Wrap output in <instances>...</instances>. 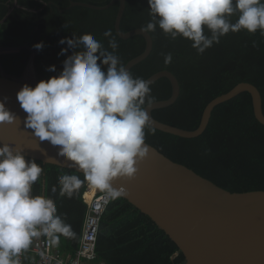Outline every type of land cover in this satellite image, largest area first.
<instances>
[{
  "label": "trees",
  "instance_id": "obj_1",
  "mask_svg": "<svg viewBox=\"0 0 264 264\" xmlns=\"http://www.w3.org/2000/svg\"><path fill=\"white\" fill-rule=\"evenodd\" d=\"M16 1L17 7L11 10ZM73 1L103 6L111 0ZM119 6L116 2L106 9H94L71 6V0H0V47L36 49L34 45L43 42L44 47L36 49L39 82L58 75L63 70V61L72 54L73 49L69 48L67 53L59 55L68 47L66 42L59 43L62 38H71L73 33L76 36L91 33L108 47L110 37L105 33L111 31L119 43L114 54L126 65L145 51L146 39L143 35L127 39L118 35L115 22ZM149 7L148 0H127L121 29L144 27L152 19ZM231 19L235 22L236 16ZM151 35L153 50L131 68L132 75L146 80L167 69L177 76L181 86L175 103L152 111L157 120L194 130L199 127L207 104L240 82H252L259 87L264 109V34L260 31L229 32L202 54L192 47L190 40L182 36L171 39L159 26ZM109 51L112 50L109 48ZM168 53L172 54V62L165 64ZM0 58V63L11 74L16 73L23 62L21 51L3 52ZM52 65L56 70L48 71ZM150 87L154 101L172 95V83L167 77L159 78ZM146 142L230 191L264 189V124L256 118L253 98L248 91L218 104L201 135L185 138L155 128L154 133L147 134ZM35 160L44 171L33 186V194L43 195V179H46V195L55 201L58 214L66 217V223L75 233L71 238L60 235L56 243L73 254L81 239L87 209L83 194L88 181L82 172ZM64 174L78 175L84 181L71 198L59 194L58 179ZM97 252L98 260L107 264H186L183 253L170 236L124 197L112 199L106 210Z\"/></svg>",
  "mask_w": 264,
  "mask_h": 264
},
{
  "label": "clouds",
  "instance_id": "obj_2",
  "mask_svg": "<svg viewBox=\"0 0 264 264\" xmlns=\"http://www.w3.org/2000/svg\"><path fill=\"white\" fill-rule=\"evenodd\" d=\"M148 4L152 19L144 32L159 26L171 39L190 40L201 54L229 32L243 29L264 34V0H148ZM105 36L110 37L108 47L91 33L62 38L59 43L66 42L68 47L59 55L73 49L63 61V70L35 87L25 84L17 99L27 113L25 127L33 136L59 146L58 155L82 170L90 185L118 199L127 189L115 187L113 181L134 179L139 163L149 156L146 136L155 128L147 109L155 98L150 81L134 77L114 54L119 43L111 31ZM34 47L40 50L44 44ZM171 62L168 53L165 64ZM55 70V65L48 68ZM17 120L0 100V123ZM43 171L23 150L7 143L0 146V264H20L19 255L42 234L53 242L60 235H75L51 197L33 194ZM58 183L60 196L71 198L84 181L64 174Z\"/></svg>",
  "mask_w": 264,
  "mask_h": 264
},
{
  "label": "water",
  "instance_id": "obj_3",
  "mask_svg": "<svg viewBox=\"0 0 264 264\" xmlns=\"http://www.w3.org/2000/svg\"><path fill=\"white\" fill-rule=\"evenodd\" d=\"M126 1L111 0L106 5L98 6L71 0V6L106 9L116 2L120 3L115 22L118 35L124 39L143 35L146 39L145 51L125 65L130 71L151 53L154 40L151 33L142 30L143 27L129 31L121 29ZM17 5L16 1L11 10ZM21 48L31 49L29 46L0 47V56L2 52L20 51ZM33 51L31 61L37 77L35 59L38 50ZM0 67L2 70V63ZM161 77L170 79L173 91L170 98L154 101L147 109L154 128L158 130L185 138L197 137L206 130L218 104L244 91L251 93L256 118L264 124L263 96L259 87L252 82H240L229 92L211 100L203 111L199 127L194 130L159 121L152 111L175 103L181 92L177 76L167 69L146 80L152 84ZM37 83L38 78L34 84L1 72L0 100L17 115L18 120L0 123V146L7 143L14 149L23 150L26 157L83 173L72 162L58 155L59 146L39 141L32 135V130L25 127L27 113L21 108L17 93L25 84L35 87ZM146 143L150 146V153L139 163L136 177L130 180L117 178L113 185L126 187L127 194L122 197L150 216L170 236L183 253L186 264H264V189L230 191ZM43 195H46V179H43Z\"/></svg>",
  "mask_w": 264,
  "mask_h": 264
},
{
  "label": "built area",
  "instance_id": "obj_4",
  "mask_svg": "<svg viewBox=\"0 0 264 264\" xmlns=\"http://www.w3.org/2000/svg\"><path fill=\"white\" fill-rule=\"evenodd\" d=\"M90 192L91 197L88 196ZM83 197L87 203V213L76 252H63L51 238L42 234L34 238L31 246L19 255L20 264H106L98 260L97 244L102 220L112 198L89 182Z\"/></svg>",
  "mask_w": 264,
  "mask_h": 264
},
{
  "label": "rangeland",
  "instance_id": "obj_5",
  "mask_svg": "<svg viewBox=\"0 0 264 264\" xmlns=\"http://www.w3.org/2000/svg\"><path fill=\"white\" fill-rule=\"evenodd\" d=\"M23 54V62L17 69V72L14 74L8 73L4 68L2 64V71L9 76H13L19 79L26 80L30 83H36L37 82V77H36V72L32 63V57L34 55L33 49H27V48H21L20 50ZM3 53V52H2ZM29 69L31 70L30 73L28 72ZM29 74V77H28Z\"/></svg>",
  "mask_w": 264,
  "mask_h": 264
},
{
  "label": "crops",
  "instance_id": "obj_6",
  "mask_svg": "<svg viewBox=\"0 0 264 264\" xmlns=\"http://www.w3.org/2000/svg\"><path fill=\"white\" fill-rule=\"evenodd\" d=\"M83 199H84V197H83ZM84 202L86 203V201H85V199H84ZM86 205H87V203H86ZM86 213H87V209H86ZM85 216H86V214H85ZM82 235V234H81ZM56 243V242H55ZM57 244V243H56ZM58 244H59V242H58ZM57 244V245H58ZM58 247H60V249L63 251V252H66L65 250H63L62 248H61V246L60 245H58ZM67 253V252H66ZM72 254V253H71ZM176 255H178V252L176 253ZM99 261H103V260H101V259H99ZM105 262V261H104ZM107 264V263H106Z\"/></svg>",
  "mask_w": 264,
  "mask_h": 264
},
{
  "label": "bare ground",
  "instance_id": "obj_7",
  "mask_svg": "<svg viewBox=\"0 0 264 264\" xmlns=\"http://www.w3.org/2000/svg\"><path fill=\"white\" fill-rule=\"evenodd\" d=\"M88 196L91 197L92 196V192H90Z\"/></svg>",
  "mask_w": 264,
  "mask_h": 264
}]
</instances>
